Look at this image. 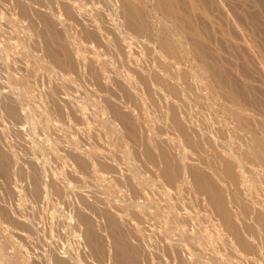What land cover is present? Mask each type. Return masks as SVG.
<instances>
[{
	"label": "rangeland",
	"instance_id": "374dc122",
	"mask_svg": "<svg viewBox=\"0 0 264 264\" xmlns=\"http://www.w3.org/2000/svg\"><path fill=\"white\" fill-rule=\"evenodd\" d=\"M60 261L264 264V0H0V264Z\"/></svg>",
	"mask_w": 264,
	"mask_h": 264
},
{
	"label": "bare ground",
	"instance_id": "6f19581e",
	"mask_svg": "<svg viewBox=\"0 0 264 264\" xmlns=\"http://www.w3.org/2000/svg\"><path fill=\"white\" fill-rule=\"evenodd\" d=\"M62 1H63V0H62ZM60 2H61V1H60ZM59 4H60V3H59ZM65 6H66V5H65ZM71 7H72V6H71ZM71 11H72V9H71ZM35 72H36V71H35ZM3 98H4V97H3ZM2 101H3V100H2ZM7 102H10V101H7ZM1 104H5V102H3V103L1 102ZM2 106H3V105H2ZM12 106H13V105H12ZM4 107H5V106H4ZM9 108H12V107H9ZM4 109H6V108H4ZM11 111H12V110H11ZM12 144H13V143H12ZM15 145H16V144L14 143V146H15ZM14 148H15V147H14ZM17 148H18V147H17ZM17 148H16V149H17ZM25 149H26V148H25ZM13 150H14V149H13ZM21 150H22V149H21ZM14 151H15V150H14ZM6 156H8V155H6ZM10 156H11V155H10ZM255 156H256V158H257L258 155L255 154ZM8 157H9V156H8ZM142 236H143V235H142ZM160 239H161V238H160ZM160 239H159V240H160ZM152 241H153V240H152ZM136 242H137V241H134V244H135ZM150 242H151V241H150ZM139 243H141V242H138V245H139ZM154 243H155L154 241H153V244L150 243V244L153 246V247L151 246V247L153 248L152 250H154V246H156V244H157V245L160 244V243H155V245H154ZM134 244H133V245H134ZM136 244H137V243H136ZM140 245H141V244H140ZM158 246H161V245H158ZM158 246H157V249H158ZM137 247H139V246H137ZM145 248H146V247H145ZM147 248H148V247H147ZM150 249H151V248H150ZM146 251H147V250H146ZM149 253H150V252H149ZM147 254H148V253H147ZM151 254H152V253H151ZM152 257H153V255H152ZM154 257H155V256H154ZM156 258H157V257H156ZM151 259H152V258H149V260H151ZM153 259L155 260V258H153ZM56 260H57V259H56ZM154 260H152V262H153ZM157 260H158V259H157ZM58 261H59V259H58ZM154 262H156V261H154ZM156 263H158V262H156ZM160 263H161V262H160ZM160 263H159V264H160ZM56 264H64V263H62V262L60 261V262H58V263H56Z\"/></svg>",
	"mask_w": 264,
	"mask_h": 264
}]
</instances>
